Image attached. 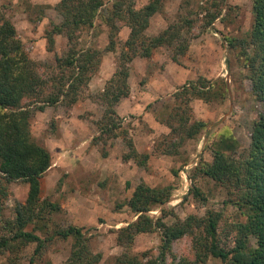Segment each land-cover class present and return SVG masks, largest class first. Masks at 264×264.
<instances>
[{
	"label": "trees",
	"instance_id": "obj_1",
	"mask_svg": "<svg viewBox=\"0 0 264 264\" xmlns=\"http://www.w3.org/2000/svg\"><path fill=\"white\" fill-rule=\"evenodd\" d=\"M142 1L114 0L107 7L105 0H60L54 7L60 20L52 21L45 31L49 52L56 51L57 36L67 39L63 55H57L55 63L30 57L26 43L0 5V255L10 253L19 259L35 245L30 262L54 264L44 258L49 249L59 241H70V255L64 264H101L103 260L101 253L94 252L91 238L82 227L60 222L59 215L64 213L61 204L43 198L42 179L53 161L51 152L34 138L31 124L35 113L48 107L75 106L100 71L104 53L96 47H81L82 35L95 29L101 19L110 31L107 51L116 52L121 28L130 29L116 59V71L98 95L104 113L97 123L99 135L94 142L107 144L109 139L121 137L129 149L124 161L146 167L152 155L136 149L117 112L119 104L131 97L132 62L149 60L163 47H174L177 56H184L189 49L186 31L197 25L207 31L217 21L232 23L231 13L224 14L227 9L231 11L228 0H205L203 19L179 16L159 34L148 36L152 18L164 12L169 0ZM226 41L230 74L235 77L232 72L237 66L241 81L250 82L251 96L259 105L257 117L247 146L230 129L221 131L219 138L207 146L212 160L202 157L191 169L193 183L184 198L192 196L206 205L209 198L197 185V180L204 179L223 193L222 207L208 209L203 216L191 214L181 219L169 208L174 186L153 187L142 182L127 201L134 220L114 231L123 251L105 264H208L210 259L222 264H264V0L253 1L251 29L244 35L228 36ZM228 95V81L222 76L212 80L199 77L179 87L173 101L158 114V121L169 132L158 139L154 154L181 158V170L189 165L190 158L182 150L190 142H199L207 129L204 121L195 118L193 103H222ZM174 174L179 178L180 169ZM16 183L28 185L27 197L24 203L15 205L12 217H7L11 187ZM155 211L159 214L153 215ZM155 233L160 236L156 251L132 253L138 236ZM185 238L191 243L189 251L176 253L175 242Z\"/></svg>",
	"mask_w": 264,
	"mask_h": 264
},
{
	"label": "rangeland",
	"instance_id": "obj_2",
	"mask_svg": "<svg viewBox=\"0 0 264 264\" xmlns=\"http://www.w3.org/2000/svg\"><path fill=\"white\" fill-rule=\"evenodd\" d=\"M0 0L9 17L15 24L20 38L26 43L30 57L35 61L55 63L56 56H62L67 39L56 38V51L49 52L45 31L49 24L59 22L60 17L54 7L60 0ZM114 0H105L111 7ZM254 0H228L232 23L229 25L217 21L207 31L199 25L184 33L189 49L184 56H177L176 49L159 48L151 59H135L131 64L129 84L131 97L123 100L117 107L122 119V127L127 129L136 149L151 154L146 167H139L133 161L125 162L124 155L129 151L123 138H111L107 144L95 145L99 135L97 123L103 116L104 107L98 95L113 77L117 68V58L121 46L130 34L126 26L119 33V48L108 52L109 28L98 19L95 29L84 33L81 47H96L103 51V63L100 71L93 77L89 90L72 108L63 105L48 107L37 112L31 120L32 132L37 142L47 148L52 155V167L42 179V196L61 204L64 213L59 215L65 226L82 227L91 238L94 252L101 253L105 264L112 257L122 253L123 249L116 241V229L126 226L134 220L127 201L135 187L145 182L153 187L172 185L174 196L169 208L181 219L188 215L203 216L208 209H220L224 200L223 193L213 182L199 179L197 185L209 198L204 205L192 196L184 200L192 186L189 173L202 159L211 161L207 146L219 138L221 131L230 129L243 146L250 142L249 132L256 119L259 105L251 96V84L241 81L240 69L235 66L231 76L228 63L226 37L246 34L253 24ZM145 3V0L142 1ZM205 0H169L164 12L156 14L148 29V36L159 34L169 24L179 20V16H191L203 19ZM202 11V12H201ZM200 14L198 15V13ZM39 16L42 20H39ZM177 57V61L174 59ZM225 77L229 85V95L224 102L205 103L196 100L193 103L194 116L204 121L207 129L199 142H190L182 152L190 158V164L183 166L181 158L154 154L158 139L169 132L157 117L167 103L173 101V94L179 87L191 80L204 77L209 80ZM241 78V79H240ZM235 79V80H234ZM107 152V155L105 153ZM180 169V177L174 171ZM12 195L8 201L7 217H12L17 203H24L28 185L16 183L11 187ZM236 216L235 210H230ZM158 215L159 212H152ZM173 221L172 219L168 220ZM160 245L159 234H145L137 237L132 253L157 250ZM191 243L185 238L175 242L174 251L187 253ZM35 245L16 259L14 254L0 255V264H44L30 262ZM71 242L59 241L53 245L45 259L54 264H64L70 255ZM208 264H222L210 259Z\"/></svg>",
	"mask_w": 264,
	"mask_h": 264
}]
</instances>
